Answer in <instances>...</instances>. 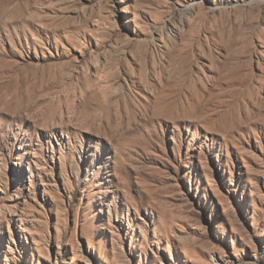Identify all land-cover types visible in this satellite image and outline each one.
I'll return each mask as SVG.
<instances>
[{
  "label": "rangeland",
  "instance_id": "obj_1",
  "mask_svg": "<svg viewBox=\"0 0 264 264\" xmlns=\"http://www.w3.org/2000/svg\"><path fill=\"white\" fill-rule=\"evenodd\" d=\"M0 264H264V0H0Z\"/></svg>",
  "mask_w": 264,
  "mask_h": 264
}]
</instances>
